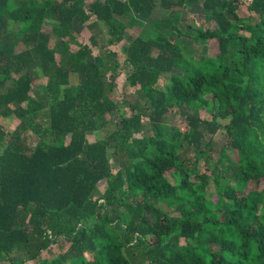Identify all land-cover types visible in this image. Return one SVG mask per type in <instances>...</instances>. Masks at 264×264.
<instances>
[{"label":"trees","instance_id":"1","mask_svg":"<svg viewBox=\"0 0 264 264\" xmlns=\"http://www.w3.org/2000/svg\"><path fill=\"white\" fill-rule=\"evenodd\" d=\"M198 1L0 0V264H135L138 249L148 264H264V0L249 3L254 22L238 14L246 0H203L216 28H182ZM158 7L151 36L122 48L131 114L90 142L121 110L110 47ZM209 40L218 55L197 59ZM60 240L66 251L39 260Z\"/></svg>","mask_w":264,"mask_h":264},{"label":"rangeland","instance_id":"2","mask_svg":"<svg viewBox=\"0 0 264 264\" xmlns=\"http://www.w3.org/2000/svg\"><path fill=\"white\" fill-rule=\"evenodd\" d=\"M202 1L199 0L192 6H186L183 10V16H182V21H181V27L184 28L186 25H193L197 27H202L204 30H213L216 28V25L213 22H208L206 20L203 8H202ZM251 0H246L240 7L238 14L240 17L248 18L251 16L250 20L251 22L257 21L259 17L257 15H254L249 12L248 6ZM162 10L160 7H158L155 11L154 15L150 16H141L138 18V20L141 22L138 26H135L133 28H128L127 29V42L120 45L116 46H111L110 49L114 50L115 52L118 53V60L121 65L120 69L112 76L113 81L116 83V89L114 93L112 94V98L117 102V104L121 107V110L119 112H116L109 121V125L107 127L98 133L92 134L89 136L90 142H94L102 137H105L107 134L115 131L120 124L121 121V114H126L130 115L131 111L129 107L125 104V101H133L134 100V92L135 89L131 88L128 86L126 83L127 76L129 75L131 71V67L129 64L125 61V56L122 53V48L128 44L132 39L136 38L138 35H141L145 38H148L151 36L153 32V28L149 25V22L153 20L154 18L158 17L161 14ZM49 28V27H48ZM81 31L79 32V40L84 43L88 44L89 43V37L94 31H90L87 28H80ZM102 36H99L100 43ZM55 45V41L52 42V46ZM219 53V48H218V42L217 40H209L206 43H200L196 45V51L194 56L197 59H201L205 56H210V57H216ZM99 55V50L97 48H93V57L95 58L96 56ZM35 79H37L36 75H33ZM72 82L76 83L77 79L76 77H72ZM42 83H44V80H41ZM169 82V77L168 76H163L161 80L159 81L157 87L160 89H164L166 84ZM41 83L37 79V84ZM40 85V86H39ZM35 88V95L38 96L42 101L45 100V89L44 85L39 84ZM201 115L204 119L206 120H211V115L207 112L202 111ZM166 123L170 125L171 127H177L181 131H186V122L181 118V116L173 112L169 117L166 118ZM226 123V122H223ZM29 143L35 144V139L33 136H30ZM69 139H67L68 142ZM226 144V136L225 132L223 129H221L214 137H213V145H214V158L217 159L218 155L220 154V151L222 150L223 146ZM191 154V153H190ZM202 170L204 171L205 169V163L202 162ZM170 180L175 183L177 182L176 179L172 176H170ZM106 187V182L103 181L100 183V190L101 192L104 191ZM171 212V211H170ZM182 243H184V240H182ZM69 244L64 241L60 240L57 244L53 245L50 247L48 250L42 252L41 257L39 260L43 258H53L56 255L60 254L61 252H64L68 249ZM88 258H91L89 254H87ZM134 263L135 264H148V261L142 256L140 250H135V258H134ZM26 264H38V261H30L27 262Z\"/></svg>","mask_w":264,"mask_h":264},{"label":"crops","instance_id":"3","mask_svg":"<svg viewBox=\"0 0 264 264\" xmlns=\"http://www.w3.org/2000/svg\"><path fill=\"white\" fill-rule=\"evenodd\" d=\"M138 19V18H137ZM139 24H136L135 26H138ZM135 26H132V27H130V28H133V27H135ZM127 34H128V32L126 31V34H125V39H124V41L121 43V44H119L120 46L122 45V44H124V43H126L127 42ZM91 36V35H90ZM90 38V37H89ZM53 41H55V38L54 37H52V39H51V46H52V42ZM78 41L80 42V43H82L80 40H79V38H78ZM129 43V42H128ZM72 48H74V45L72 46ZM38 72V68H34V73H33V75H36L37 76V79L41 82V83H39V84H41V85H44V89H45V86H46V82H47V79L46 78H44V77H42L40 74H38L37 73ZM37 79H35L34 78V84H33V94H34V96L36 97V98H38V96L37 95H35V88L39 85V84H37ZM41 80H44V83H42V81ZM11 84V82H8L7 83V86H9ZM40 86V85H39ZM40 101H42L40 98H38ZM5 123H6V126L10 129V130H13L17 125H18V123H19V121L16 119V118H11V119H8V120H6L5 121Z\"/></svg>","mask_w":264,"mask_h":264},{"label":"built area","instance_id":"4","mask_svg":"<svg viewBox=\"0 0 264 264\" xmlns=\"http://www.w3.org/2000/svg\"><path fill=\"white\" fill-rule=\"evenodd\" d=\"M50 236H51V233H50Z\"/></svg>","mask_w":264,"mask_h":264}]
</instances>
